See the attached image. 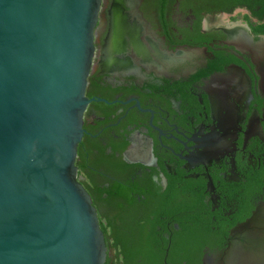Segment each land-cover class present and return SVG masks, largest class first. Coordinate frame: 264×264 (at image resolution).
<instances>
[{
    "label": "flooded vegetation",
    "instance_id": "obj_1",
    "mask_svg": "<svg viewBox=\"0 0 264 264\" xmlns=\"http://www.w3.org/2000/svg\"><path fill=\"white\" fill-rule=\"evenodd\" d=\"M96 48L76 166L105 264H206L264 209V0H103Z\"/></svg>",
    "mask_w": 264,
    "mask_h": 264
},
{
    "label": "water",
    "instance_id": "obj_2",
    "mask_svg": "<svg viewBox=\"0 0 264 264\" xmlns=\"http://www.w3.org/2000/svg\"><path fill=\"white\" fill-rule=\"evenodd\" d=\"M103 0H0V264H105L78 180ZM206 264H264V209Z\"/></svg>",
    "mask_w": 264,
    "mask_h": 264
},
{
    "label": "rangeland",
    "instance_id": "obj_3",
    "mask_svg": "<svg viewBox=\"0 0 264 264\" xmlns=\"http://www.w3.org/2000/svg\"><path fill=\"white\" fill-rule=\"evenodd\" d=\"M114 36H115V32H111V33H110V40H111V41L114 39Z\"/></svg>",
    "mask_w": 264,
    "mask_h": 264
}]
</instances>
